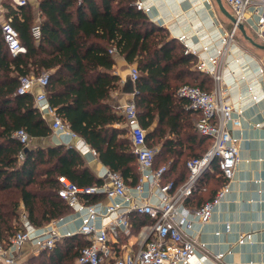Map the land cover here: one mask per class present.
Returning <instances> with one entry per match:
<instances>
[{
	"label": "trees",
	"instance_id": "trees-1",
	"mask_svg": "<svg viewBox=\"0 0 264 264\" xmlns=\"http://www.w3.org/2000/svg\"><path fill=\"white\" fill-rule=\"evenodd\" d=\"M136 2L37 0L41 27L38 42L32 36L36 8L30 2L14 8L11 0L1 5L5 20H11L27 52L11 55L0 23V243H7L21 229L23 211L36 227L71 214L72 209L59 196L60 177L79 187L104 184L74 147H29L14 137L22 129L31 139L53 134L35 107V95L18 94L23 76H49L45 91L56 114L129 186L138 185L140 173L126 137V116L112 103L111 92L119 89L121 81L111 73L116 64L115 54L110 53L113 48L139 71L133 101L138 120L147 131L148 145L160 146L155 167H169L164 181H173L175 186L184 183L189 176L187 162L202 156L210 146V140L196 127L200 115L188 110V102L176 95L178 85L184 82H195L203 89L208 75L194 69L196 58L186 54L183 45L154 24ZM125 124L127 127H115ZM215 174L220 187L208 201L214 200L225 183L216 163L205 173L188 205L196 195L205 193V184ZM103 198L95 196L90 201ZM131 219L133 232L150 222L137 214ZM87 245L82 235L68 237L29 262L77 264L81 249Z\"/></svg>",
	"mask_w": 264,
	"mask_h": 264
},
{
	"label": "built area",
	"instance_id": "built-area-1",
	"mask_svg": "<svg viewBox=\"0 0 264 264\" xmlns=\"http://www.w3.org/2000/svg\"><path fill=\"white\" fill-rule=\"evenodd\" d=\"M14 8L26 6L30 0H11ZM236 20L232 29L221 32L204 45L201 52L191 49L185 36L179 41L185 43L186 53L199 58L196 70L211 76L216 83L212 90L197 86L183 85L177 90V97L188 102L186 108L200 115L196 124L198 131L210 140L208 150L200 157L187 162L189 176L179 186L173 181L165 182L164 176L168 165L155 167V158L159 152L147 143V131L141 126L137 117V108L131 101L122 108L130 131L131 147L136 155L140 180L137 186L130 188L122 176L106 168L101 175V186L79 187L65 177H60L62 184L59 196L72 209L71 214L81 221L76 231H62L64 218L52 221L48 225L36 227L23 211L20 216L21 229L7 243H0V264H19L18 257L26 245L33 246L37 252L52 250L65 238L82 235L88 245L81 249L77 264H193L197 255L200 230L197 225L205 226L213 218L215 208L231 192V183L241 160L240 138L233 134V127L242 126V112L239 105L231 102L229 91L223 85L226 74L220 68L221 59L234 45L239 25L248 26L264 45V0H226ZM137 8L148 11L141 3ZM4 8L0 4V13ZM2 32L9 52L13 56L25 54L27 48L21 43L19 33L11 20L1 22ZM35 41L41 39V27L36 23L32 28ZM116 54L115 48L110 50ZM237 63L240 62L236 59ZM263 73V69L260 70ZM132 83L139 79V71L132 66L129 73ZM49 76H23L17 90L19 95L39 92L35 95V107L43 117L53 119V132L72 139L79 138L56 114L49 103L46 87ZM249 91H252L249 88ZM235 114L238 116L235 117ZM14 137L24 146L30 143V136L25 130H19ZM94 155L95 150L91 149ZM23 158V155L20 156ZM217 164L224 185L214 200L200 207H189L187 202L199 189L205 173ZM152 189L156 191L153 193ZM204 189V188H203ZM95 196H104L111 201L104 204L102 200L91 202ZM154 198V199H153ZM146 216L149 223L143 225L133 239L132 215ZM230 230V225H227ZM251 235H241L238 243L251 240ZM122 238L125 241H120ZM224 254L216 255L222 259Z\"/></svg>",
	"mask_w": 264,
	"mask_h": 264
},
{
	"label": "crops",
	"instance_id": "crops-1",
	"mask_svg": "<svg viewBox=\"0 0 264 264\" xmlns=\"http://www.w3.org/2000/svg\"><path fill=\"white\" fill-rule=\"evenodd\" d=\"M29 2L37 10V0ZM138 2L148 9L144 12L154 24L168 30L174 40L179 41V37L185 36L191 49L201 52L202 56L204 45H209L213 37L221 32L230 31L233 26V23L221 13L215 0H137L136 3ZM3 3L4 0H0L2 6ZM5 19L4 10L0 13V23ZM39 21L40 13L37 10V23ZM253 34L255 35L254 32ZM248 35L252 37L249 33ZM180 44L186 51L185 43ZM233 44L226 56L221 59L220 68L226 74L223 85L228 88L229 99L239 105L238 112H242V126L232 128L233 134L240 138L241 160L231 183V192L217 205L213 218L207 225H197L201 235L193 264H264V66L249 49L238 43L237 39ZM197 59L199 60L198 57ZM236 59L240 62L237 63ZM115 62L111 73L120 77L121 81L119 89L111 92V97L112 103L120 109V113H123L122 108L134 99L133 95L123 91L125 83L130 79L129 73L133 65L128 64L118 53L115 54ZM261 69L263 73L260 72ZM215 86L216 83L211 76L203 83L204 90H212ZM249 88L252 91H249ZM38 92L39 89H35L33 94L36 95ZM237 116L235 114V117ZM45 119L52 127V117L46 116ZM115 127L122 128L127 125ZM126 137L131 141L129 130ZM60 145L78 150L94 176L104 180L101 175L108 167L92 153V148L80 137L72 139L53 132L46 138H32L29 143V147ZM128 187L133 188L129 185ZM219 187L220 180L216 177L210 178L203 189L205 193L196 195V198L190 201V205H187L192 208L200 206L210 200ZM155 191L152 189L153 193ZM102 201L104 204L111 203L104 198ZM80 224L78 216L69 214L64 217L62 231H76ZM227 225H230V230L227 229ZM139 231L133 232L132 241ZM241 235L252 237L246 243L239 244ZM120 241L125 239L122 238ZM26 251L32 252L30 258L40 254L28 244L18 257L19 264L24 262ZM218 254H224V257L217 259Z\"/></svg>",
	"mask_w": 264,
	"mask_h": 264
},
{
	"label": "rangeland",
	"instance_id": "rangeland-1",
	"mask_svg": "<svg viewBox=\"0 0 264 264\" xmlns=\"http://www.w3.org/2000/svg\"><path fill=\"white\" fill-rule=\"evenodd\" d=\"M222 2H223V5L225 6V8L228 10V11H231V8H230V6L227 4V2H226V0H222ZM245 28L247 29V31H248V33L253 37V39L257 42V43H259V44H261L262 45V41L256 36V35H254L253 34V32L250 30V28L248 27V26H245ZM237 41H238V43H240L241 45H243L244 47H246L247 49H249L250 51H251V53L252 54H254V56L256 57V59L264 66V51L263 50H259V49H257V48H255V47H253L252 45H250L244 38H243V36L241 35V33H238V35H237ZM186 53V52H185ZM196 58V63H195V65H194V69H196V65H197V63H198V59H197V57H195ZM134 66V65H133ZM183 84H190V85H198L197 83H195V82H184V83H181V84H179L178 85V88H177V90L180 88V86H182ZM158 149H160V146H156ZM188 159H190V157L188 158ZM187 159V160H188ZM217 175L215 174L214 175V178L216 177ZM25 255V260H24V262L22 263V264H30V259H32V258H30V256L29 255H32V252L31 251H26V253L24 254ZM23 258H24V256H23Z\"/></svg>",
	"mask_w": 264,
	"mask_h": 264
},
{
	"label": "water",
	"instance_id": "water-1",
	"mask_svg": "<svg viewBox=\"0 0 264 264\" xmlns=\"http://www.w3.org/2000/svg\"><path fill=\"white\" fill-rule=\"evenodd\" d=\"M219 10L221 11V13L223 15H225L233 24L236 23L235 18L233 17V15L225 8V6L223 5L222 0H215ZM239 31L241 33V35L243 36V38L253 47L259 49V50H263L264 51V45H261L259 43H257L252 37H250L245 29V26L243 24L239 25ZM124 93L130 94L135 96V86L132 83V81L130 79L127 80V82L124 85V89H123Z\"/></svg>",
	"mask_w": 264,
	"mask_h": 264
}]
</instances>
